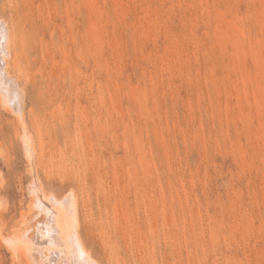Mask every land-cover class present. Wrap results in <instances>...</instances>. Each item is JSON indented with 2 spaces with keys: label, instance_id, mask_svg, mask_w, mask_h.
I'll return each mask as SVG.
<instances>
[{
  "label": "rangeland",
  "instance_id": "374dc122",
  "mask_svg": "<svg viewBox=\"0 0 264 264\" xmlns=\"http://www.w3.org/2000/svg\"><path fill=\"white\" fill-rule=\"evenodd\" d=\"M0 16L25 87L15 105L0 91V264H25L4 241L46 217L16 113L101 264H264V0H0Z\"/></svg>",
  "mask_w": 264,
  "mask_h": 264
},
{
  "label": "bare ground",
  "instance_id": "6f19581e",
  "mask_svg": "<svg viewBox=\"0 0 264 264\" xmlns=\"http://www.w3.org/2000/svg\"><path fill=\"white\" fill-rule=\"evenodd\" d=\"M13 31L14 30L13 28H11V25H8V23L6 22V19L4 20V18L0 16V91L2 92L3 95L10 97V98L16 97V95L18 94L17 90L19 89L22 90L23 89L22 87H24L22 84H20L21 87H18L19 89L17 88V84H18L17 82L20 80L18 79V77H16L18 80H16V78L14 79V77L17 75H13L15 73H13V71L10 70V66L8 65V62L10 60L9 56H11L10 51L12 52V50L10 49L12 48L15 51V48H14L15 47L14 46L15 34H13L14 33ZM14 51H13V54H14ZM16 59L18 60V58L16 57L15 59H12L11 61L15 60V63H16L17 62ZM10 64H12V62ZM11 66L13 69L14 66L13 65ZM23 90L19 91V94L20 92L24 93ZM24 94L22 96H25ZM22 96L19 95V97L21 98ZM7 105H5L4 107L5 108L8 107ZM23 113L25 112L23 111ZM15 115L18 117L17 118L18 120L19 118H21L19 120L20 122L19 125L21 126L20 135L23 140L26 151L29 154V156L28 155L27 156L30 160L28 163L30 165L28 170L35 176L34 178V176L31 174L32 178L35 179V180L33 179L34 180L33 192L35 193V196L37 198L35 199L38 200L37 201L39 202L38 205H40V208L37 210L46 212V215H45L46 217L43 220L38 221V223L35 224L37 229L33 227L34 229H36L34 233L31 234V232H29V228L27 225H26L27 226L26 230L21 229V231L19 230L20 231L19 233H16V232H15L16 234L14 233L15 237L13 238L20 240V243L16 246L15 249H12L13 253L16 256L17 255L21 256L20 255L21 253H25V256L24 255H23L24 257L22 256V258H24L25 264H82V261H87L89 259L96 260L99 262V264H101L102 262L100 263L97 257L95 258L94 256L95 254H92L93 252L92 249L89 248V246L88 248L86 247L87 244L85 245V242H84L85 240H83L84 238L83 236H81L82 234L80 232L81 219H80V208H79L80 199L79 197L77 195L72 194L74 192L73 189H72V192L71 190H69L70 192L68 191L67 193L68 195L65 194L67 196L64 195L62 199H58L53 194L50 195L48 193L49 196L47 195V193L45 192L47 189L45 186H42L43 184L41 183L43 181L41 179L40 181L38 178V176L40 175L37 176L36 174V171H38L37 170L38 165L36 163L37 161L35 162L34 160H37L38 158L37 159L34 158V152H37L36 151L37 147L33 143L34 141L32 139L34 138V136L30 133V130H28L29 127H27L28 124L25 121L24 117H22L23 115L21 117H20V114L16 113ZM31 183H33V181ZM30 190H31V187H30ZM35 196H33L34 201H35L34 199ZM35 220H37V218ZM23 237L27 238L26 241L23 239ZM0 238L2 237L0 236ZM90 249L92 252L90 251ZM81 250H83L84 252L83 257L80 256ZM20 263L22 262L20 261ZM117 264H121V263L118 262Z\"/></svg>",
  "mask_w": 264,
  "mask_h": 264
},
{
  "label": "snow or ice",
  "instance_id": "6c2138e0",
  "mask_svg": "<svg viewBox=\"0 0 264 264\" xmlns=\"http://www.w3.org/2000/svg\"><path fill=\"white\" fill-rule=\"evenodd\" d=\"M10 102H11L13 105L17 104V103L19 102V93L17 94L16 98L11 99ZM53 202H55V201H53ZM0 206H2V205H0ZM23 239L26 241L27 238H26V237H23ZM4 243H5L9 248L15 249L16 246L20 243V240H17V239H15V238H9V239H6V240L4 241ZM80 256H81V257L84 256V252H83V250L80 251ZM82 264H99V262L96 261V260H91V259H89V260H87V261H82Z\"/></svg>",
  "mask_w": 264,
  "mask_h": 264
}]
</instances>
